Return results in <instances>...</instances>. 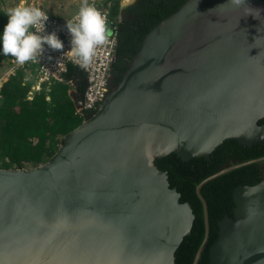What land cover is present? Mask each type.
<instances>
[{
  "label": "water",
  "instance_id": "1",
  "mask_svg": "<svg viewBox=\"0 0 264 264\" xmlns=\"http://www.w3.org/2000/svg\"><path fill=\"white\" fill-rule=\"evenodd\" d=\"M82 93L87 77L78 76ZM110 84V83H109ZM264 0H185L48 161L0 167V264H175L194 213L155 164L264 141ZM264 156L227 165L207 180ZM210 264H264V179L232 192Z\"/></svg>",
  "mask_w": 264,
  "mask_h": 264
},
{
  "label": "trees",
  "instance_id": "2",
  "mask_svg": "<svg viewBox=\"0 0 264 264\" xmlns=\"http://www.w3.org/2000/svg\"><path fill=\"white\" fill-rule=\"evenodd\" d=\"M184 1L137 0L132 5L136 20L126 30L122 45L116 48V54L128 53L132 57L149 29ZM117 6V2L110 5L112 16ZM127 65L128 62L124 64L123 70ZM81 73L77 67L69 65L65 75L66 78H77L78 92L82 91L78 80ZM23 78L24 72L19 70L2 84L0 90V155L7 158L4 168H24L26 165V168H31L38 165L45 152L53 147L48 143L59 135L63 137L82 122L74 115L72 102L65 96L54 95L52 101L48 102L46 94L39 92L28 99L26 96L30 91V83L24 82ZM258 123L264 124V117ZM209 156V159L193 157L184 161L171 152L154 161L159 169L166 171L169 185L180 193L179 200L187 201L194 213L190 234L183 237L175 251V264H192L204 241V212L196 193L197 184L227 165L264 156V141L245 145L235 139L224 140ZM261 179H264V159L232 168L202 184L199 192L207 206L208 232L196 264H210L208 252L218 236L217 222L224 213L232 216L234 187L254 184Z\"/></svg>",
  "mask_w": 264,
  "mask_h": 264
},
{
  "label": "clouds",
  "instance_id": "3",
  "mask_svg": "<svg viewBox=\"0 0 264 264\" xmlns=\"http://www.w3.org/2000/svg\"><path fill=\"white\" fill-rule=\"evenodd\" d=\"M136 0H121V10L133 5ZM240 6L245 0H231ZM7 23L0 32V53L14 58L18 66L29 62L39 63L45 46L54 51L63 50V42L55 32L45 34L48 14L40 7L28 5L26 0L6 12ZM71 36L68 54L74 57L82 68L91 64L96 50L110 42L115 35L107 23V13L82 0L78 15L66 22Z\"/></svg>",
  "mask_w": 264,
  "mask_h": 264
},
{
  "label": "built area",
  "instance_id": "4",
  "mask_svg": "<svg viewBox=\"0 0 264 264\" xmlns=\"http://www.w3.org/2000/svg\"><path fill=\"white\" fill-rule=\"evenodd\" d=\"M88 3L95 5L102 13H107V23L115 33L112 42L97 48L90 65L82 68L79 62L68 54V51L71 49V36L67 31L66 22L78 15L80 7L71 16L66 18H60L45 11L48 14V20L45 24V34L55 32L63 42V50L54 51L45 46V51L39 58V63L29 62L23 66H18L11 56H4L0 53L5 61V68L0 72V89L9 77L15 75L19 70L24 72V82L30 78L34 80V83L30 84L31 90L40 88L43 82L51 80L66 81L71 85L69 91L75 94V112L84 117V119L95 113L101 105L104 93L110 88V71L117 48V17L110 14V0H88ZM69 65L77 67L86 75L87 86L83 93L77 90L78 82L76 77L71 76L66 78L65 75Z\"/></svg>",
  "mask_w": 264,
  "mask_h": 264
},
{
  "label": "rangeland",
  "instance_id": "5",
  "mask_svg": "<svg viewBox=\"0 0 264 264\" xmlns=\"http://www.w3.org/2000/svg\"><path fill=\"white\" fill-rule=\"evenodd\" d=\"M116 2L118 6L117 9L115 8L116 13L114 14V16L117 17L121 0H110V3L112 4ZM20 3L21 0H0V32L3 31V27L7 23V15H6L7 10L11 7L17 6ZM26 3L28 5H35L37 7H40L41 10L47 11L50 14L58 16L60 18H66L71 14H73L77 9H79V7H81L82 0H26ZM4 68H5V61L3 60V57L0 55V72L3 71ZM16 78L18 79L20 77H16ZM26 82L33 84L34 80L30 78ZM70 87L71 85L66 81L51 80L49 82L41 83L40 88L38 89L31 90L30 88L31 92H27L26 97L28 99H31L35 93L43 92L46 94L47 101L51 102L52 97L54 95H58L59 97L65 96L72 102V106L74 108L73 110L74 115L83 121L84 117H82L80 114L75 112V106H74L75 94H73L72 91H69ZM1 102H2V94H0V104ZM61 137L62 136L59 135L52 142L48 143V145L53 147L45 152L44 157L39 164L49 160V158L55 152L54 150L55 147H57L58 145L60 146L63 139V137L62 139ZM5 165H7V158L0 155V167L2 166L4 167ZM26 167L27 165L24 168Z\"/></svg>",
  "mask_w": 264,
  "mask_h": 264
},
{
  "label": "flooded vegetation",
  "instance_id": "6",
  "mask_svg": "<svg viewBox=\"0 0 264 264\" xmlns=\"http://www.w3.org/2000/svg\"><path fill=\"white\" fill-rule=\"evenodd\" d=\"M131 6L121 10L119 5V12L117 15V22H116L117 46L122 45V40L124 39V34L126 30L136 20V15L133 13V6L132 7ZM129 58L130 56L128 53H124L122 55L116 54L110 71V80H109L110 86H114L118 82L122 72L124 71L123 66L126 62L129 61Z\"/></svg>",
  "mask_w": 264,
  "mask_h": 264
},
{
  "label": "crops",
  "instance_id": "7",
  "mask_svg": "<svg viewBox=\"0 0 264 264\" xmlns=\"http://www.w3.org/2000/svg\"><path fill=\"white\" fill-rule=\"evenodd\" d=\"M71 15H72V14H71ZM71 15H70V16H71Z\"/></svg>",
  "mask_w": 264,
  "mask_h": 264
}]
</instances>
